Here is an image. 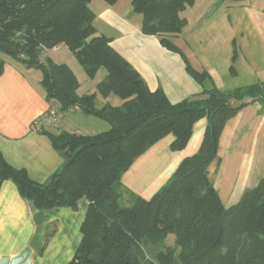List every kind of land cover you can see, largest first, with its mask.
<instances>
[{"label": "trees", "instance_id": "16d2710c", "mask_svg": "<svg viewBox=\"0 0 264 264\" xmlns=\"http://www.w3.org/2000/svg\"><path fill=\"white\" fill-rule=\"evenodd\" d=\"M92 1L0 0V75L7 60L38 70L51 106H59L63 115L77 107L110 125L95 135L47 133L65 159L47 184L32 181L0 152V188L13 181L40 210H77L81 200L88 201L82 241L69 264H264V179L225 208L209 178L226 123L247 105L264 103V82L229 92L205 88L211 76L195 70L173 41L185 29L182 14L195 0H131L133 12L142 17V32L179 54L186 72L204 87L201 94L172 104L162 89L148 88L110 38L98 34ZM60 45L90 79L105 68L97 91L104 99L117 95L122 106H97V94H78V79L67 65L42 60L43 51ZM203 118L208 124L198 152L185 158L150 200L125 189L122 178L137 159L169 135L171 150L182 151ZM169 236L175 238L173 246L166 245Z\"/></svg>", "mask_w": 264, "mask_h": 264}, {"label": "crops", "instance_id": "0c3cea01", "mask_svg": "<svg viewBox=\"0 0 264 264\" xmlns=\"http://www.w3.org/2000/svg\"><path fill=\"white\" fill-rule=\"evenodd\" d=\"M90 7L96 14L94 26L98 34L111 39L112 48L140 74L151 91L162 89L172 104L201 94L204 87L186 72L182 57L163 47L158 37L142 32V17L133 12L131 0L114 5L93 0ZM182 15L187 25L173 41L195 70L211 76L212 82H206L205 88L215 86L229 92L264 82V0H195ZM62 47L66 46L43 51L42 60L49 58L72 66L71 58L59 59ZM67 49L69 52L64 53L69 55ZM233 53L250 81L232 82L227 68ZM80 86V96L96 94L82 92ZM107 99L97 96V106ZM51 107L42 86V73L7 60L0 75V152L10 166L25 170L39 184H47L65 164L47 133L84 134L65 117L56 126L32 131L31 124ZM87 119L103 123H95L100 133L110 128L96 117ZM207 124L203 118L194 125L191 139L182 151L171 150L172 135L154 145L124 174L125 189L150 200L182 161L198 152ZM209 178L225 208L238 204L247 191L264 179V103L247 105L226 123ZM88 205L83 199L77 210H40L20 195L13 181H5L0 188V259H13L28 250L31 264H69L82 241L81 227ZM51 229L54 231L45 245Z\"/></svg>", "mask_w": 264, "mask_h": 264}, {"label": "rangeland", "instance_id": "374dc122", "mask_svg": "<svg viewBox=\"0 0 264 264\" xmlns=\"http://www.w3.org/2000/svg\"><path fill=\"white\" fill-rule=\"evenodd\" d=\"M190 8V7H189ZM67 46L66 47H62V51H60L59 54V59H62V61H67L68 58H71L74 63L72 64V66H68L70 67V69H72V71L74 72L75 75L78 76V82L79 85H81L80 87V91L85 92V93H91L93 91L96 92L98 98L101 96L98 91H97V83H99V81H101L102 78L106 77V69L105 68H100L97 72V75L95 76L94 79H90L87 74L85 73L83 67L80 65V63L78 62V60L76 59V57L72 54V52L69 55H66V53L64 52H69ZM235 55V53H233V56ZM70 56V57H69ZM232 56V57H233ZM231 66L229 68H227V70H229V73L232 77V82L235 83H245V81H250V78L247 74H243V69H241L238 66V61L233 60V58L230 61ZM236 64V65H235ZM74 69V70H73ZM237 73H240V77H236ZM242 73V74H241ZM220 74H219V79H220ZM222 80V79H221ZM211 82H208V85ZM244 85V84H243ZM108 102H110L114 107H121L123 104V100L118 97L115 94H110L108 96V99L106 100ZM84 113L81 111L78 112H74V113H67L63 116V118H67L68 123H73L75 124L78 128V131H80L82 134L84 133H88L89 135H93V134H98L100 133V128H98V126H95L96 122H100V121H95V123H92V121H90V119H87V116L83 115ZM86 115V114H85ZM62 118V119H63ZM91 120H96V119H91ZM100 120V119H99ZM101 124H103L102 122H100ZM97 124V123H96ZM102 131V130H101ZM105 131V130H103ZM83 134V135H84ZM130 199V197L128 195H126L124 197V200L127 202ZM123 202V204H126V202ZM54 230L51 229L50 233L53 232ZM174 237L173 236H169L166 242L167 246H173L174 245Z\"/></svg>", "mask_w": 264, "mask_h": 264}, {"label": "built area", "instance_id": "2783aa9c", "mask_svg": "<svg viewBox=\"0 0 264 264\" xmlns=\"http://www.w3.org/2000/svg\"><path fill=\"white\" fill-rule=\"evenodd\" d=\"M78 111V108L75 107L74 110H71V112ZM63 113L60 110L59 106H52L48 112H46L41 117L37 118L32 124H31V130L35 132H41L42 130L46 129L47 127H53L56 126L61 118L63 117Z\"/></svg>", "mask_w": 264, "mask_h": 264}, {"label": "water", "instance_id": "95a60500", "mask_svg": "<svg viewBox=\"0 0 264 264\" xmlns=\"http://www.w3.org/2000/svg\"><path fill=\"white\" fill-rule=\"evenodd\" d=\"M0 264H31L30 252L24 251L13 259H0Z\"/></svg>", "mask_w": 264, "mask_h": 264}]
</instances>
